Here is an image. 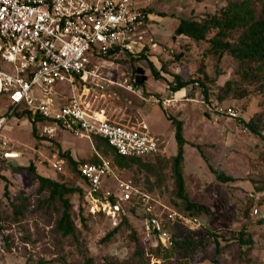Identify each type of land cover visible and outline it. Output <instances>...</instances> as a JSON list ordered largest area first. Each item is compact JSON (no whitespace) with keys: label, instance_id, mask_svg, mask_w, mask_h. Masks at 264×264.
<instances>
[{"label":"rangeland","instance_id":"374dc122","mask_svg":"<svg viewBox=\"0 0 264 264\" xmlns=\"http://www.w3.org/2000/svg\"><path fill=\"white\" fill-rule=\"evenodd\" d=\"M240 1L134 0L145 17L138 31L141 39H137L132 54L122 52L105 59L109 66L102 72L104 75L111 74L114 86L101 91L88 85L91 88L88 101L93 108L104 110L109 121L116 125H146L148 133L162 142L161 156L164 158L176 152L174 130L168 118L181 122L187 142L183 148L186 190L190 201L197 204L203 214L197 217L200 224L197 229L178 224L191 231L193 241L204 243L209 233L217 235L221 248L219 254H215L213 245L208 241L202 252L189 250L181 255L169 254L168 258L162 250L157 255L148 254L150 250H155L158 240L145 229L147 220L161 217L162 222L171 223L166 217L173 210L166 192L161 190L150 193L147 205L139 204L133 209L128 203L116 200L111 216L107 209L103 212L99 204L85 199L89 212L92 208L94 216H98L87 220L90 231L80 252L71 248L64 252L65 262L55 264H86V259L90 260V264H264V193L255 192L248 182L252 178L264 188V156L261 155L264 145L243 126L262 110L264 94L256 86H251L244 99H227L218 103V88L226 81L236 79V62L223 57L217 63L204 56L206 48L203 45L173 37V30L180 19L202 21L228 4ZM93 62L100 64L101 61L96 59ZM149 64L159 72V80L152 77ZM163 64L166 65L165 71ZM1 68L8 73L6 65H1ZM203 73L214 79V84L204 82L208 88L207 100L199 85L203 81ZM217 74L220 76L216 77ZM173 75L189 82L176 97L169 89ZM54 90L57 96H71L65 84L56 85ZM34 97L45 99L37 89ZM171 98L172 102L166 104L165 101ZM216 104L232 107L238 118L231 120L215 113ZM9 105V101L0 96V117L6 118L0 126V154L17 156L6 158V164L0 165V198L5 185L11 195L28 194L33 190L32 176L24 170L30 164L41 177L83 188L84 184L77 176L66 174L65 162L60 170L54 169L53 164L60 160L58 149L69 151L75 160H89L93 155L90 141L69 132H59L52 139L41 137L39 124L36 127L38 140H34L29 121L18 117L20 111L9 116ZM2 144H5L4 147ZM195 146L200 148L205 161ZM20 167L22 169L16 170ZM209 167L235 181L226 184L217 182ZM112 172L103 183L104 189L112 194H117L119 182L130 184L142 192L148 191L143 172L115 169ZM170 186L171 180L167 179V189ZM96 207L101 209L100 212ZM120 220L115 234L103 242ZM11 233L15 238L12 254H5L0 242V264H26L25 247L35 250L33 256L47 254L44 241L41 244H26L18 240L20 235L15 231ZM240 236L251 243L240 245ZM159 244L168 247L165 241L159 240ZM136 249L144 252V259L135 255Z\"/></svg>","mask_w":264,"mask_h":264},{"label":"built area","instance_id":"2783aa9c","mask_svg":"<svg viewBox=\"0 0 264 264\" xmlns=\"http://www.w3.org/2000/svg\"><path fill=\"white\" fill-rule=\"evenodd\" d=\"M144 18L134 0H0V96L9 101L7 114L26 108L38 115L42 119L41 137L47 139L69 132L88 141L93 136L102 138L120 157L160 155L162 142L148 133L146 125L113 124L104 110L93 108L88 101V85L101 91L114 86L111 74L102 72L109 66L105 59L111 53H133L137 39H141L138 31ZM96 59L100 64L93 62ZM1 65L8 67V73ZM59 84L68 86L70 97L55 95L54 87ZM35 89L45 99L34 97ZM171 102L172 98L165 101ZM214 112L231 120L238 118L232 108L214 107ZM5 120H0V126ZM95 155L97 163L80 167L88 202L99 204L103 212L107 209L110 216L114 214L110 198L122 203L137 198L139 204L147 205L150 197L130 184L119 182L117 194L104 189L112 167L108 160ZM63 165L60 159L53 168L60 170ZM90 213L94 214L92 208ZM166 218L187 228L200 227L197 219L174 211ZM161 226V217H153L145 229L164 241Z\"/></svg>","mask_w":264,"mask_h":264},{"label":"trees","instance_id":"16d2710c","mask_svg":"<svg viewBox=\"0 0 264 264\" xmlns=\"http://www.w3.org/2000/svg\"><path fill=\"white\" fill-rule=\"evenodd\" d=\"M158 17L165 16L158 15ZM173 37L188 40L194 45H203L206 48L204 56L214 59L217 63L223 57H229L236 62V79L226 81L222 87L218 88L216 97L218 103H223L227 99L236 101L244 99L251 86H256L264 94V0H242L230 3L221 8L217 14L208 16L202 21L180 19L173 30ZM114 55L111 53L110 57ZM149 69L154 79L159 80L161 78L159 72L155 71L150 64ZM162 69L166 70L165 64H163ZM218 76L220 75L217 74L216 77ZM204 82L214 84V79H209L203 73V81L199 84L202 86L204 99L207 100L208 88ZM188 85L189 82H183L178 75H173V82L169 89L172 93H176ZM214 107L232 108L221 104H216ZM19 111L18 117L29 121L31 136L34 140H38L36 127L42 119L38 115H32L26 108H21ZM16 112L12 115H17ZM2 118L0 117V120ZM168 121L174 130L173 139L176 146L175 154L168 158L162 157L161 154L148 158L120 157L104 139L96 136L90 139L93 155L87 161L75 160L69 151L62 152L58 149L57 156L65 162L66 174L70 177L77 176L83 182V188L41 177L36 174L33 164L24 168L32 176L33 190L28 194L11 195L7 185H5L0 198V242L4 253L12 254L15 245L12 231L19 234L18 240L26 244H41L44 241V247L48 249L47 254L33 256L35 250L25 247L26 264L65 262L64 252L71 250V248L80 252V248L84 246L85 238L90 231L87 220L98 216L92 215L89 212V206L84 203L88 187L80 175V167L84 164L97 163L98 159L95 154L108 160L112 169L143 172L148 191L138 190L140 193L149 196L153 191L163 190L166 192L169 205L175 213L197 219L203 212L197 204L190 201L186 190L183 148L187 142L183 137L182 124L170 118ZM243 126L252 136L260 139L264 145V102L262 110L254 114L246 123H243ZM39 139L43 140L42 138ZM194 148L205 161L200 148L198 146ZM2 155L1 153L0 165H5L7 160L3 159ZM261 155L264 156V150ZM19 169L22 167L16 170ZM209 170L216 181L221 184L235 181L211 167ZM167 171H169V175H167ZM167 179L171 180L170 189L166 187ZM248 182L255 192L264 193V188H261L252 178H249ZM116 200L118 199L110 198L109 204L113 206ZM128 204L131 209L139 205L137 198H133ZM120 223L121 220L119 223H115L113 230L103 238V242L115 234ZM161 228L165 235L164 241L168 247L160 246L158 234L150 231V234L156 237L158 241L155 250H150L149 255H157L161 250L165 252L166 258L169 254L181 255L189 250L202 252L207 243L213 245L215 254H219L221 249L215 234L209 233L207 239L202 243L201 241H193L191 231L181 228L178 223L169 224L163 220ZM174 231L181 233L177 234ZM32 237H34L33 240ZM206 241L208 242L206 243ZM238 242L240 245L251 243L249 239L243 240L241 236ZM135 255L141 260L144 259L143 251L136 249ZM85 262L90 264L88 259Z\"/></svg>","mask_w":264,"mask_h":264},{"label":"water","instance_id":"95a60500","mask_svg":"<svg viewBox=\"0 0 264 264\" xmlns=\"http://www.w3.org/2000/svg\"><path fill=\"white\" fill-rule=\"evenodd\" d=\"M17 155H13V154H4L2 156L3 159H6V158H12V157H16Z\"/></svg>","mask_w":264,"mask_h":264},{"label":"crops","instance_id":"0c3cea01","mask_svg":"<svg viewBox=\"0 0 264 264\" xmlns=\"http://www.w3.org/2000/svg\"><path fill=\"white\" fill-rule=\"evenodd\" d=\"M179 93H181V92H179ZM179 93L176 92V93L174 94V96L176 97V95H178ZM71 156H72L73 159H75L74 155L71 154Z\"/></svg>","mask_w":264,"mask_h":264}]
</instances>
